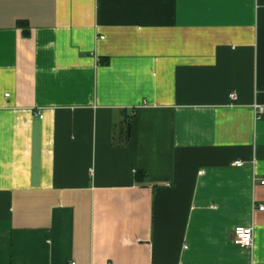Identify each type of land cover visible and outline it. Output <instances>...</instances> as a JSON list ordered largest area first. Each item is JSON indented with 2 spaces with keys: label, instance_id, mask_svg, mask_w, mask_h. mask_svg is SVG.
Here are the masks:
<instances>
[{
  "label": "crops",
  "instance_id": "0c3cea01",
  "mask_svg": "<svg viewBox=\"0 0 264 264\" xmlns=\"http://www.w3.org/2000/svg\"><path fill=\"white\" fill-rule=\"evenodd\" d=\"M263 177L264 0H0V264H264Z\"/></svg>",
  "mask_w": 264,
  "mask_h": 264
},
{
  "label": "built area",
  "instance_id": "2783aa9c",
  "mask_svg": "<svg viewBox=\"0 0 264 264\" xmlns=\"http://www.w3.org/2000/svg\"><path fill=\"white\" fill-rule=\"evenodd\" d=\"M4 97L7 96V93L3 94ZM231 97H233V95H230ZM257 113L261 112V107L260 106H256L255 107ZM38 117H41V115L39 114ZM234 165H241L242 162L240 160H235L233 161ZM260 184H264V177L262 179H260ZM264 206L263 205H259L258 208L262 209ZM231 240L232 242L241 247V248H248L251 245V241H252V231L250 227H246V226H235L233 227L232 231H231Z\"/></svg>",
  "mask_w": 264,
  "mask_h": 264
}]
</instances>
